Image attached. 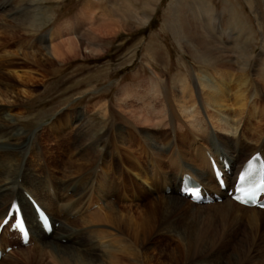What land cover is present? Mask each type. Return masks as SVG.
I'll use <instances>...</instances> for the list:
<instances>
[{"label":"bare ground","instance_id":"1","mask_svg":"<svg viewBox=\"0 0 264 264\" xmlns=\"http://www.w3.org/2000/svg\"><path fill=\"white\" fill-rule=\"evenodd\" d=\"M11 1L0 0V47L9 39L15 41L19 30L28 32L36 29V9L33 10L27 5L29 3L23 2L12 8L3 6L13 4ZM205 5L202 1V6ZM206 13V18L211 21L209 27L213 34L210 35V32L205 34L206 30L191 31L189 24L182 19L185 25L179 35L191 52L217 71L231 69L235 56L245 65L252 56L249 43L239 36L230 45L221 35L230 28V18L219 26L223 13L213 12L211 8H206ZM3 15L10 19L1 21ZM87 19L93 25L84 34L83 28L78 25L80 29L77 32L82 34L80 37H62L71 30L72 25L71 20H65L49 34L37 38L35 47L31 48L34 51L19 52L17 48L11 50L10 54L8 51L9 56L0 54V217L10 198L16 195L30 229L28 242L2 251L0 264H26L35 260L39 264H147L150 257L139 256L140 251L136 252V245L139 243L144 246L148 241L159 210L166 213L175 209L194 208V203L177 191L183 171L191 172L205 187L216 188L207 153L212 156L226 155L235 171L254 151L264 156V137L261 135L253 138L254 132L250 125V118L258 114L260 116L261 110L252 107L250 99L244 101L246 94L242 87L246 80H236L232 91L229 87L231 78L224 73L218 74V81L207 74L198 76L202 90L206 88V93L201 96L205 108L212 107L224 118V124L219 130L211 129L202 117L198 122L196 120L197 123L194 122L199 112L195 102L186 105L188 101L183 102V98L176 96V102H183L179 104L180 113L184 118L191 119L186 126L178 119L179 115H174L167 108V104L154 105L151 101L152 95L154 97L157 93L154 89L166 83L156 71L150 87L145 88L137 83L119 91L116 97L118 107L125 114L118 112L122 122L111 133L106 130L92 132L91 128H86L84 111L75 112L73 117L59 112L57 122H51L50 130L41 133L27 132L16 127L14 120L25 110V100L35 91L33 88L38 85V80L43 81L46 76L43 69L56 60L76 55L82 46L86 52H92L87 39H90V44H98V36L85 38L89 32L98 28L92 12L85 8L76 24ZM107 23L104 22L102 26L113 30L112 23ZM10 26L12 30L8 31L6 27ZM259 61L264 65V55ZM37 67L43 68V71L39 72ZM173 84L178 86L182 94L191 97L193 87L186 74L179 73ZM231 91L233 103L230 102ZM213 120L214 123H220L221 118L217 115ZM67 122L73 127L69 132L66 128L63 130ZM143 126L145 131H141ZM65 136L69 139L63 144L61 140ZM71 143L70 148L68 144ZM148 147L155 150L157 156L151 155L150 169L146 171L142 159ZM165 159L168 162H163ZM168 169L171 174L167 173ZM130 182L133 183L132 188ZM141 182L156 195L146 205L133 202L137 197L135 185ZM160 185L162 194L159 193ZM165 186L169 187L167 192ZM130 188L134 193L129 191ZM23 189L33 194L51 220L56 222L49 234H44L34 221L31 208L22 196ZM141 192L146 195L147 191ZM111 197H115V201H111ZM119 201H129V204H120ZM219 202L208 204L219 210L223 225L229 221L236 225L245 223L246 230L251 234L258 238L264 237V209L236 203L224 192ZM195 205H200L197 208L206 207L202 206L206 204ZM0 242L2 250L10 243L3 236ZM170 259L171 264H177L172 256ZM233 261L234 264L241 263L237 258Z\"/></svg>","mask_w":264,"mask_h":264},{"label":"rangeland","instance_id":"2","mask_svg":"<svg viewBox=\"0 0 264 264\" xmlns=\"http://www.w3.org/2000/svg\"><path fill=\"white\" fill-rule=\"evenodd\" d=\"M12 1L13 4H4L3 6L12 8L18 6L19 2L20 4L23 2L29 3L27 5L33 10L36 9V29L28 32L19 30L15 41L9 39L3 43V47H0L2 55L9 56L17 48L20 50L19 52L34 51L32 49L36 45V39L49 34L65 20H71L72 25L71 30L67 34H63L62 37H80L93 25L88 19L87 21L83 20L85 23L82 21V23L76 24L79 15L85 8L94 14V22L98 24V26L95 25L98 28L89 32L85 38L98 36L99 39L98 44H90V39H87L89 49H93L92 52H86L82 46L76 55L68 59L56 60L44 69L37 67L39 72L45 70L46 76L43 81L38 80V85L33 88V91L36 92L34 91L25 100V110L14 120L15 125L17 124L16 127L27 132L41 133L43 130H50L51 122H57L59 112L73 117L75 112L84 111L83 118L86 128H91L92 132L106 130L111 133L115 126L121 125L122 121L118 112L125 114L118 107L116 97L119 91L124 88L128 89L137 83L142 84L145 88L150 87L156 71L162 75L166 83L159 89H154L157 91L156 95L151 97L154 105L167 104V108L172 110L174 115H179L178 119L186 126L188 120L191 119L184 118V115L179 111V104L188 101L186 105H189L190 102H195L199 112L195 115L194 122L197 123L202 117V120H205L211 129L213 127L215 130H219V127L224 124V118L221 114H217L212 107L205 108L201 96L206 88L202 90L198 76L203 73L218 81V74L224 73L228 78H231L229 87L232 91L236 80H246V84L242 87L246 94L244 101L250 99V105L261 110L259 111L261 112L260 116L258 114L257 117L250 118V125L254 132L253 138L256 139L261 135L264 137V65L259 61V58L264 55V0ZM202 1L207 4L205 7L202 6ZM206 8H211L213 12L219 14L223 13L219 26L230 18V28L221 34L225 40L229 41L230 45L239 36L249 43V51L252 56L245 65L238 56H235L231 63V69L214 70L211 66L201 62L179 35L180 30L183 31V24L185 25L183 20L189 24L191 31L194 29L195 31L206 30L205 34L207 35L211 31L209 27L211 21L206 18ZM1 18L3 22L10 19L4 15ZM107 21V24L112 23L113 30L110 31L102 26ZM200 24L203 26L201 27ZM78 25L83 28L82 34L77 32L80 29ZM205 25L207 27L203 28ZM6 29L11 31L12 26L6 27ZM211 33L213 34L210 32L208 35ZM179 73L186 74L191 80L193 88H191L190 98L185 96L186 94H182L178 86L173 84ZM165 89L167 90L165 91ZM150 90L154 92L153 89L150 88ZM232 91L230 92L231 103H233ZM176 96L181 97L180 99L183 98V102H176ZM162 99H166L165 102ZM187 112L189 113V110ZM232 114L233 112H231ZM217 115L221 118L222 123L221 121L214 123L213 119ZM209 116L214 118L211 119ZM117 123L118 125H116ZM65 125L63 130L66 128L65 130L69 132L73 129L69 122ZM144 128L143 126L141 131H145ZM191 131L195 130L191 129ZM65 137L61 140L63 144L69 139L67 136ZM68 146L71 148L72 143ZM63 147L65 148V145ZM151 155L157 156L155 150L148 147L142 159L146 171L150 169ZM28 158L29 155H27ZM61 158L64 159L63 154H61ZM163 162L168 161L165 159ZM99 164L102 163L99 162ZM57 169L59 168L57 167ZM167 173L171 174L172 172L168 169ZM129 185L131 188L133 187L132 182ZM131 188L129 191L134 193ZM122 189L124 190V188ZM135 190L137 197L133 202L136 205L149 204L156 197L154 192L149 191L142 182L135 185ZM140 190L147 191L144 192L147 196ZM159 193L162 194L161 185ZM110 200L115 201V197H111ZM119 203L128 205L129 201H119ZM210 205L212 204L197 208L200 205L194 204L193 209H175L166 213L159 210L154 218L156 222L148 241L144 246L137 243L136 252L140 251L139 256L150 257L147 264H171V256L173 260H177V264H234L235 258L240 260V264H264V237L258 238L255 234H251L246 230L245 223L236 225L229 221L227 225H223L220 219L221 213L216 208H211L216 206ZM166 207L171 209L168 205ZM36 263L40 262L37 260L26 262V264Z\"/></svg>","mask_w":264,"mask_h":264},{"label":"snow or ice","instance_id":"3","mask_svg":"<svg viewBox=\"0 0 264 264\" xmlns=\"http://www.w3.org/2000/svg\"><path fill=\"white\" fill-rule=\"evenodd\" d=\"M241 179H243V176L241 177ZM239 191V189H237ZM189 191H191V189H189ZM197 194H198V190H197ZM262 207H264V204L261 205Z\"/></svg>","mask_w":264,"mask_h":264}]
</instances>
